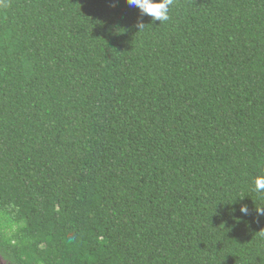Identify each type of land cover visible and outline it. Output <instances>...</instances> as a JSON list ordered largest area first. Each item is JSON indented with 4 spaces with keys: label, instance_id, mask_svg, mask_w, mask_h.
Wrapping results in <instances>:
<instances>
[{
    "label": "trees",
    "instance_id": "16d2710c",
    "mask_svg": "<svg viewBox=\"0 0 264 264\" xmlns=\"http://www.w3.org/2000/svg\"><path fill=\"white\" fill-rule=\"evenodd\" d=\"M169 17L0 0L7 263L264 264V0Z\"/></svg>",
    "mask_w": 264,
    "mask_h": 264
},
{
    "label": "clouds",
    "instance_id": "9594fccd",
    "mask_svg": "<svg viewBox=\"0 0 264 264\" xmlns=\"http://www.w3.org/2000/svg\"><path fill=\"white\" fill-rule=\"evenodd\" d=\"M129 6L136 7L142 16L146 15L152 18L153 21L166 22L169 20L170 7L173 0H126ZM139 27L142 29L144 26L141 23ZM255 190L257 192H264V176H258L254 180ZM241 215L248 214L247 206H241L239 209ZM18 225H10L9 232H15ZM3 258L0 257V260Z\"/></svg>",
    "mask_w": 264,
    "mask_h": 264
},
{
    "label": "rangeland",
    "instance_id": "374dc122",
    "mask_svg": "<svg viewBox=\"0 0 264 264\" xmlns=\"http://www.w3.org/2000/svg\"><path fill=\"white\" fill-rule=\"evenodd\" d=\"M0 264H9V263H7L6 260L2 259V260H0Z\"/></svg>",
    "mask_w": 264,
    "mask_h": 264
}]
</instances>
